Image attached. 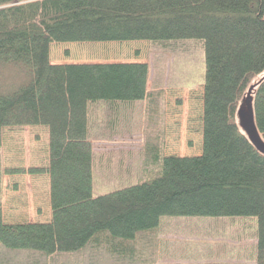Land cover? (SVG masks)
I'll return each mask as SVG.
<instances>
[{
	"label": "trees",
	"instance_id": "16d2710c",
	"mask_svg": "<svg viewBox=\"0 0 264 264\" xmlns=\"http://www.w3.org/2000/svg\"><path fill=\"white\" fill-rule=\"evenodd\" d=\"M187 41L204 54L192 156L164 154L162 92L149 87L147 63L50 59L52 44L147 42L166 50ZM263 76L264 0H0V264H264V156L235 117ZM138 104L141 165L133 181L100 190L96 110L111 116L104 130L119 132L115 120ZM254 117L264 140V78ZM6 128L45 129L46 165L4 168ZM5 176L45 178L46 220L4 221ZM193 218L254 219L248 260L160 263L163 222Z\"/></svg>",
	"mask_w": 264,
	"mask_h": 264
},
{
	"label": "rangeland",
	"instance_id": "374dc122",
	"mask_svg": "<svg viewBox=\"0 0 264 264\" xmlns=\"http://www.w3.org/2000/svg\"><path fill=\"white\" fill-rule=\"evenodd\" d=\"M193 42L187 41L178 48L166 50L154 48L147 42L52 44L50 59L53 63L130 60L147 63L150 69L149 87L162 92L165 150L170 154L192 156L199 153L200 138L195 128L204 82V54L200 46ZM143 107L138 104L129 108L128 117H124L126 110L119 120H115L117 123L112 127L121 126L123 131L119 132H107V127H110L106 125L107 116L110 114L108 110L97 108L100 115L94 120L99 128L92 135V140L96 163L101 160L95 170L96 186L100 190L122 187L129 182L125 180L132 178L130 181H133L137 174L141 165L138 152L143 142ZM47 146V131L43 128L3 129V166H45ZM122 157L124 162L121 164L119 160ZM46 195L47 181L44 177L5 176L2 193L4 221L46 220ZM253 223L255 221L251 218L165 220L159 236V262H246L252 251Z\"/></svg>",
	"mask_w": 264,
	"mask_h": 264
},
{
	"label": "water",
	"instance_id": "95a60500",
	"mask_svg": "<svg viewBox=\"0 0 264 264\" xmlns=\"http://www.w3.org/2000/svg\"><path fill=\"white\" fill-rule=\"evenodd\" d=\"M263 78L264 76L254 80L248 86L238 104L235 117L239 129L244 133L255 150L264 156V140L258 132L254 117V93Z\"/></svg>",
	"mask_w": 264,
	"mask_h": 264
},
{
	"label": "crops",
	"instance_id": "0c3cea01",
	"mask_svg": "<svg viewBox=\"0 0 264 264\" xmlns=\"http://www.w3.org/2000/svg\"><path fill=\"white\" fill-rule=\"evenodd\" d=\"M124 111H126V109H124L123 112H124ZM130 111H131V110H127V111L125 112V114H124V117H128V113H129ZM138 140L140 141V138H139ZM165 143H166V138L164 139V154L167 153L166 150H165V148H166ZM95 174H96V173H95ZM132 176H133V175H132ZM132 176H131V177H132ZM95 180H96V178H95ZM130 180H132V178H129V179L125 180V181L127 182V181H130ZM95 183H96V182H95ZM97 188H98V187H97ZM103 188H104V186H103ZM98 189H99V188H98ZM101 189H102V188H101Z\"/></svg>",
	"mask_w": 264,
	"mask_h": 264
}]
</instances>
